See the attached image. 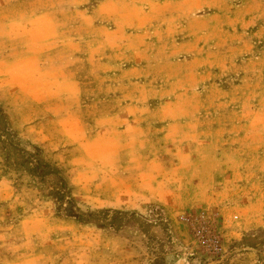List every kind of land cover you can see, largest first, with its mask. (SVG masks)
Returning a JSON list of instances; mask_svg holds the SVG:
<instances>
[{"label": "rangeland", "instance_id": "rangeland-1", "mask_svg": "<svg viewBox=\"0 0 264 264\" xmlns=\"http://www.w3.org/2000/svg\"><path fill=\"white\" fill-rule=\"evenodd\" d=\"M0 243L264 264V0H0Z\"/></svg>", "mask_w": 264, "mask_h": 264}, {"label": "crops", "instance_id": "crops-1", "mask_svg": "<svg viewBox=\"0 0 264 264\" xmlns=\"http://www.w3.org/2000/svg\"><path fill=\"white\" fill-rule=\"evenodd\" d=\"M104 124L109 123L111 121V118H106L103 120ZM50 150L57 151L58 149L55 148H50ZM13 245L11 244H3L0 243V264H16L17 262H12V259L14 257V254L11 253Z\"/></svg>", "mask_w": 264, "mask_h": 264}, {"label": "trees", "instance_id": "trees-1", "mask_svg": "<svg viewBox=\"0 0 264 264\" xmlns=\"http://www.w3.org/2000/svg\"><path fill=\"white\" fill-rule=\"evenodd\" d=\"M78 218H80L78 221L82 222V220H83V219H81L82 217H78Z\"/></svg>", "mask_w": 264, "mask_h": 264}]
</instances>
